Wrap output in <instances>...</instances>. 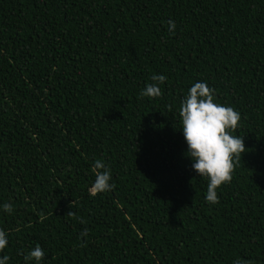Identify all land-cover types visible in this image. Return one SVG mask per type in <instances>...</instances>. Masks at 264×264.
<instances>
[{
  "label": "trees",
  "instance_id": "obj_1",
  "mask_svg": "<svg viewBox=\"0 0 264 264\" xmlns=\"http://www.w3.org/2000/svg\"><path fill=\"white\" fill-rule=\"evenodd\" d=\"M153 75L162 95L141 97ZM196 82L241 115L246 152L216 204L185 155ZM97 160L124 223L39 264H264V0H0L6 264H37L22 229L87 196Z\"/></svg>",
  "mask_w": 264,
  "mask_h": 264
},
{
  "label": "clouds",
  "instance_id": "obj_2",
  "mask_svg": "<svg viewBox=\"0 0 264 264\" xmlns=\"http://www.w3.org/2000/svg\"><path fill=\"white\" fill-rule=\"evenodd\" d=\"M175 30L174 21H168V31ZM164 75H153L152 83L141 91V97L158 98L162 95L160 84L166 81ZM214 89L205 82H196L188 90L186 98L179 106V117L182 134L187 144L185 155L192 163V169L199 177L208 180L206 201L210 204L219 202L217 189L230 183L236 166L241 162L242 154L246 152L244 139L233 135L238 129L241 115L232 107H226L214 102ZM170 108V106H169ZM171 110V108H170ZM102 170V171H101ZM95 181L90 187L92 195L111 191L114 185L110 184V171L106 165L97 160L94 163ZM5 212L11 214L13 206L10 203L3 205ZM67 215L74 217L72 211ZM79 219V218H77ZM81 223L84 221L81 219ZM84 229L80 235L87 236ZM8 245L7 233L0 229V252ZM44 258V250L36 245L25 256V261H36L37 264ZM7 255L0 258V264H6ZM233 264H251L250 261L237 259Z\"/></svg>",
  "mask_w": 264,
  "mask_h": 264
},
{
  "label": "rangeland",
  "instance_id": "obj_3",
  "mask_svg": "<svg viewBox=\"0 0 264 264\" xmlns=\"http://www.w3.org/2000/svg\"><path fill=\"white\" fill-rule=\"evenodd\" d=\"M70 211L75 214L74 217L67 215ZM81 219L84 223L80 222ZM124 221L123 216L108 205L105 198L100 194L92 195L89 191L87 196L69 202L37 223L22 229V234L29 241L31 250L39 245L44 252H51L58 251L64 240L79 243L83 238L112 231ZM84 229L88 230L87 236L80 235Z\"/></svg>",
  "mask_w": 264,
  "mask_h": 264
}]
</instances>
